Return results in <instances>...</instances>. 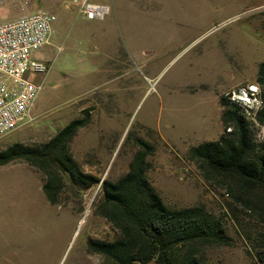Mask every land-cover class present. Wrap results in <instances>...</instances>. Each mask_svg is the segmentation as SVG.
<instances>
[{
  "label": "rangeland",
  "instance_id": "374dc122",
  "mask_svg": "<svg viewBox=\"0 0 264 264\" xmlns=\"http://www.w3.org/2000/svg\"><path fill=\"white\" fill-rule=\"evenodd\" d=\"M0 22L53 13L50 44L35 54L46 74L33 124L0 137L39 148L67 124L90 116L70 142L83 172L101 181L81 188L64 176L59 203L43 193L45 175L14 160L0 166V264H105L88 241L120 231L97 214L102 182L129 170L142 138L155 146L147 176L173 208L204 205L229 242L199 247L208 264H264V190L206 174L189 158L225 133L220 100L257 84L264 62V0H0ZM110 6L88 20L81 3ZM242 82V83H241ZM251 159L264 162V124L247 118ZM140 264V263H137ZM149 264H156L151 261Z\"/></svg>",
  "mask_w": 264,
  "mask_h": 264
},
{
  "label": "trees",
  "instance_id": "16d2710c",
  "mask_svg": "<svg viewBox=\"0 0 264 264\" xmlns=\"http://www.w3.org/2000/svg\"><path fill=\"white\" fill-rule=\"evenodd\" d=\"M257 84L263 101L257 120L264 124V62L258 67ZM220 105L225 133L218 141L192 147L189 158L205 174L234 177L247 192L264 190V162L251 159L247 118L227 96L221 98ZM89 122L90 116L71 121L39 148L15 143L0 152V166L20 160L42 172L46 177L44 196L57 205L64 176L83 189L101 181L83 172L70 151V142ZM135 142L138 149L128 172L114 182H102L103 198L97 209V214L120 231V237L111 242L90 239L89 251L100 254L105 264H149L153 260L156 264H208L197 256L198 248L228 244L222 221L204 205L177 209L166 204L147 176L152 167L149 157L156 148L142 138Z\"/></svg>",
  "mask_w": 264,
  "mask_h": 264
},
{
  "label": "built area",
  "instance_id": "2783aa9c",
  "mask_svg": "<svg viewBox=\"0 0 264 264\" xmlns=\"http://www.w3.org/2000/svg\"><path fill=\"white\" fill-rule=\"evenodd\" d=\"M81 12L88 20L104 19L109 7L84 1ZM56 19L53 13L37 11L0 22V137L36 120L34 109L42 85L31 77L46 74L49 67L35 54L50 44ZM227 97L254 121L263 107L258 84L237 87Z\"/></svg>",
  "mask_w": 264,
  "mask_h": 264
},
{
  "label": "crops",
  "instance_id": "0c3cea01",
  "mask_svg": "<svg viewBox=\"0 0 264 264\" xmlns=\"http://www.w3.org/2000/svg\"><path fill=\"white\" fill-rule=\"evenodd\" d=\"M109 7V12H110V6H108ZM242 83V82H241ZM241 84L240 83H238V84H233L232 86H230V88L231 89H235V88H237V87H239Z\"/></svg>",
  "mask_w": 264,
  "mask_h": 264
}]
</instances>
